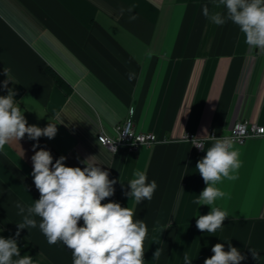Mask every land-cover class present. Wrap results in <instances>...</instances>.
<instances>
[{
	"label": "crops",
	"instance_id": "obj_1",
	"mask_svg": "<svg viewBox=\"0 0 264 264\" xmlns=\"http://www.w3.org/2000/svg\"><path fill=\"white\" fill-rule=\"evenodd\" d=\"M205 4L210 14L224 11L216 0H0V82L9 68L8 87L29 125L57 124V135L41 137L40 148L82 169L81 161L94 156L117 181L102 203L119 202L145 221L144 264H184L185 253L203 264L213 245L227 251L226 241L247 257L241 264H264V136L234 142L241 162L231 173L236 178L216 185L225 195L215 206L228 214L222 228L211 234L196 228L198 216L210 211L195 203L206 187L195 167L214 143L211 131L228 134L240 120L264 124V53L250 48L231 21L218 26L206 18ZM131 112L138 130L160 140L111 152L97 134L113 135ZM185 133L203 139L205 151ZM36 143L25 136L0 149L5 238L23 220L16 204L27 208L40 197L31 176ZM137 169L158 185L140 204L124 195ZM34 218L37 227L20 230V255L34 264H72L71 250L62 242L49 245ZM158 248L162 254L153 259Z\"/></svg>",
	"mask_w": 264,
	"mask_h": 264
},
{
	"label": "clouds",
	"instance_id": "obj_2",
	"mask_svg": "<svg viewBox=\"0 0 264 264\" xmlns=\"http://www.w3.org/2000/svg\"><path fill=\"white\" fill-rule=\"evenodd\" d=\"M216 2L223 6V12L210 14L205 4L202 14L218 26L231 21L239 27L250 48L264 53V0ZM123 11L121 9V13ZM3 74L6 79L0 82V87L7 90V95L0 96V149L13 141L19 142L25 136L37 141L33 144L31 176L40 197L27 208L16 204L17 214L22 215L23 220L17 223L14 237L0 236V264H34L30 255H20L17 238L20 230L37 227L34 218L37 216L40 218L38 227L48 244L62 242L72 252V264H144V242L148 235L145 221L135 218V210L122 207L119 202L109 199V202L102 203L115 194L117 181L109 179V172L93 163L94 156L81 161L85 165L82 169L67 166L65 156L54 159L50 150L40 148L38 141L41 137L53 139L57 135V124L49 121L43 128L29 125L25 110L16 100L17 93L8 87L12 82L11 70L5 67ZM134 75L129 74V79ZM199 138H192L191 144L205 151ZM205 153L197 161L195 169L206 187L195 203L210 206V211L198 216L196 228L211 234L221 229L228 217L226 211L215 206L217 199L225 195L216 185L223 179L234 180L236 177L231 173L240 167L241 162L239 151L234 149L233 138L226 135L214 137V143ZM134 177L127 183L130 191H125L124 195L136 204L150 201L158 187L156 181L149 182L146 171L139 169L134 172ZM81 220L82 226L79 224ZM226 242L227 251L223 243L213 245V255L205 258L203 264H241L247 258L230 241ZM162 251L158 248L153 259H159ZM250 251L256 259L255 252ZM183 260L184 264H192L187 253Z\"/></svg>",
	"mask_w": 264,
	"mask_h": 264
},
{
	"label": "built area",
	"instance_id": "obj_3",
	"mask_svg": "<svg viewBox=\"0 0 264 264\" xmlns=\"http://www.w3.org/2000/svg\"><path fill=\"white\" fill-rule=\"evenodd\" d=\"M222 135L212 130L209 137L214 139V137L219 138ZM224 135L232 137L234 142L244 143L251 137L264 136V124L249 120H240L231 127L228 134ZM194 137L195 136L191 133H185L183 138L192 140ZM97 139L111 152L117 151V149L122 146H127L131 150L137 151L143 145L148 146L160 140L156 133L152 131L138 130L135 127L133 112L117 124L113 135H110L105 131H100L97 134ZM199 142L204 145L203 139H199Z\"/></svg>",
	"mask_w": 264,
	"mask_h": 264
},
{
	"label": "trees",
	"instance_id": "obj_4",
	"mask_svg": "<svg viewBox=\"0 0 264 264\" xmlns=\"http://www.w3.org/2000/svg\"><path fill=\"white\" fill-rule=\"evenodd\" d=\"M48 71L53 77H55L57 80H59V77L54 70H52L51 68H48Z\"/></svg>",
	"mask_w": 264,
	"mask_h": 264
}]
</instances>
